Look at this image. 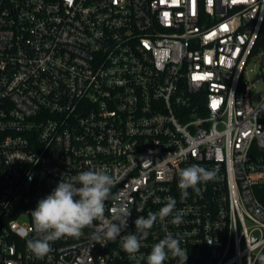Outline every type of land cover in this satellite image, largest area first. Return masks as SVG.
Here are the masks:
<instances>
[{
    "label": "built area",
    "instance_id": "2783aa9c",
    "mask_svg": "<svg viewBox=\"0 0 264 264\" xmlns=\"http://www.w3.org/2000/svg\"><path fill=\"white\" fill-rule=\"evenodd\" d=\"M256 60L264 72V0H0V264H147L168 234L185 264H262ZM193 164L216 177L182 200L179 171ZM98 168L115 180L105 217L126 203L128 228L101 246L96 221L35 257L30 212L60 180ZM169 196L173 214L135 256L123 251L135 219Z\"/></svg>",
    "mask_w": 264,
    "mask_h": 264
},
{
    "label": "clouds",
    "instance_id": "9594fccd",
    "mask_svg": "<svg viewBox=\"0 0 264 264\" xmlns=\"http://www.w3.org/2000/svg\"><path fill=\"white\" fill-rule=\"evenodd\" d=\"M256 127L255 135L259 146L264 148V131L258 125ZM215 177L214 170L197 164L181 169L178 183L181 199L188 197L189 188L199 193L198 185L212 181ZM114 184V177L104 168L82 171L70 180H60L52 192L40 199L35 209L30 212L38 236L27 240V250L38 259H43L52 250V242L64 237L80 238L83 229L94 227L96 221L100 222V226L91 234L93 243L103 246L115 241L128 228L131 211L126 203H121L112 209L111 219L105 217V202L112 195ZM176 203V199L169 196L158 212H149L147 218L137 217L134 221L135 231L122 238L123 251L135 256L142 246L141 241L148 236V230L158 219L164 221L172 215ZM170 222L179 225L182 223V216L177 213ZM169 258H178L179 264H185L188 259L187 249L181 247V239L174 238L171 234L155 243L146 257L147 264H164ZM259 259L264 264V256Z\"/></svg>",
    "mask_w": 264,
    "mask_h": 264
},
{
    "label": "rangeland",
    "instance_id": "374dc122",
    "mask_svg": "<svg viewBox=\"0 0 264 264\" xmlns=\"http://www.w3.org/2000/svg\"><path fill=\"white\" fill-rule=\"evenodd\" d=\"M247 79L250 83L257 85L253 90V97H257L258 94L264 95V72L260 69V66L256 61H252L248 66Z\"/></svg>",
    "mask_w": 264,
    "mask_h": 264
},
{
    "label": "snow or ice",
    "instance_id": "6c2138e0",
    "mask_svg": "<svg viewBox=\"0 0 264 264\" xmlns=\"http://www.w3.org/2000/svg\"><path fill=\"white\" fill-rule=\"evenodd\" d=\"M194 79H203L202 76H197V77H194Z\"/></svg>",
    "mask_w": 264,
    "mask_h": 264
}]
</instances>
